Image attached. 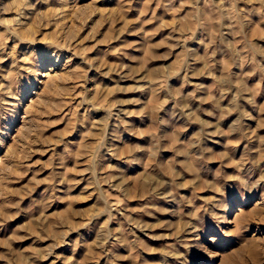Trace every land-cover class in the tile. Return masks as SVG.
<instances>
[{
    "label": "rangeland",
    "instance_id": "obj_1",
    "mask_svg": "<svg viewBox=\"0 0 264 264\" xmlns=\"http://www.w3.org/2000/svg\"><path fill=\"white\" fill-rule=\"evenodd\" d=\"M0 264H264V0H0Z\"/></svg>",
    "mask_w": 264,
    "mask_h": 264
},
{
    "label": "bare ground",
    "instance_id": "obj_2",
    "mask_svg": "<svg viewBox=\"0 0 264 264\" xmlns=\"http://www.w3.org/2000/svg\"><path fill=\"white\" fill-rule=\"evenodd\" d=\"M51 73V72H50Z\"/></svg>",
    "mask_w": 264,
    "mask_h": 264
}]
</instances>
